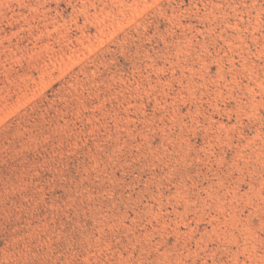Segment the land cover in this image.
<instances>
[{
    "label": "rangeland",
    "instance_id": "obj_1",
    "mask_svg": "<svg viewBox=\"0 0 264 264\" xmlns=\"http://www.w3.org/2000/svg\"><path fill=\"white\" fill-rule=\"evenodd\" d=\"M0 264H264V0H0Z\"/></svg>",
    "mask_w": 264,
    "mask_h": 264
}]
</instances>
